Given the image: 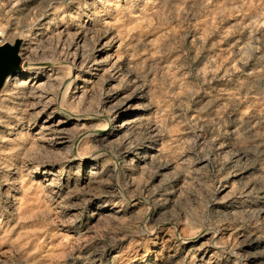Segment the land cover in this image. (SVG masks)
I'll list each match as a JSON object with an SVG mask.
<instances>
[{"label": "rangeland", "instance_id": "obj_1", "mask_svg": "<svg viewBox=\"0 0 264 264\" xmlns=\"http://www.w3.org/2000/svg\"><path fill=\"white\" fill-rule=\"evenodd\" d=\"M0 33L66 127L0 101V264H264V0H0Z\"/></svg>", "mask_w": 264, "mask_h": 264}, {"label": "bare ground", "instance_id": "obj_2", "mask_svg": "<svg viewBox=\"0 0 264 264\" xmlns=\"http://www.w3.org/2000/svg\"><path fill=\"white\" fill-rule=\"evenodd\" d=\"M2 33H0V44H4L7 42L13 44L11 37L10 36L3 37ZM83 34H84L83 30L77 31L75 40L78 42V44H80ZM113 42L114 40H111L101 45V49L108 51L107 55L104 58H100V59L96 58V61L93 63L95 66L92 69L100 70V66L106 63L108 64L112 63L110 67L111 68L110 71L115 70L118 67V64H120L121 59L120 58L115 59L116 55L110 52L111 51L110 44ZM14 45L17 46V52H18L19 42H17ZM28 46H29V42L24 40L22 50L25 47L27 48ZM78 51H79V48H77V52L73 54L74 61L77 64L75 66H77V69L82 71L84 67H87L88 59L85 55L83 54L81 55ZM17 68L18 69L21 68V63L19 65V61H18V65L13 69V71L8 73V75L3 80L2 84H0L1 85L0 86V101L7 100L10 97L13 98L16 105H19L20 111L23 113V115L26 116L25 118H27L28 120L31 119V120L37 121L42 114H44L45 112L49 110L52 111L51 114L46 116V118L40 124L39 126L40 129L36 132L37 141H41L44 139L51 140L55 138L56 136H60V134L65 133L66 132V127L64 125L65 123L61 120H58V121L55 120V115H56L54 113L55 96H51L50 93L46 92L44 88L42 87L43 85H41L40 83L41 74L38 75L36 70L25 68V67L23 71L17 72L18 70ZM90 74L93 75L96 73L90 72ZM115 74H117V72ZM51 75L52 76L49 77V79L47 80H55V81L58 80V74L53 73ZM91 82H93L91 78L84 79L83 80L84 85L80 89H83V88L85 89V87L87 88L89 84H91ZM10 84L11 86L8 89L7 86H9ZM122 109L123 108L119 105V103H115L111 106L109 112L114 118L125 111V110L123 111ZM138 120L139 118L137 116L127 117V119H124L120 123L119 126H121L123 130H126L128 127H130V125L132 126V124L136 123ZM52 184L53 182L47 183L48 186ZM104 205L102 206L103 208L106 207V205L105 206ZM237 263H238L237 261H234V263L232 264H237Z\"/></svg>", "mask_w": 264, "mask_h": 264}, {"label": "water", "instance_id": "obj_3", "mask_svg": "<svg viewBox=\"0 0 264 264\" xmlns=\"http://www.w3.org/2000/svg\"><path fill=\"white\" fill-rule=\"evenodd\" d=\"M17 46L9 42L0 44V84L9 72L18 65ZM1 86V85H0Z\"/></svg>", "mask_w": 264, "mask_h": 264}]
</instances>
